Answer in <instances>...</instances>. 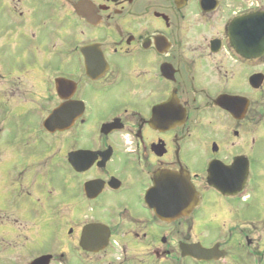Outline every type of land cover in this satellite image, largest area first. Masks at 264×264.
<instances>
[{
  "label": "flooded vegetation",
  "instance_id": "obj_1",
  "mask_svg": "<svg viewBox=\"0 0 264 264\" xmlns=\"http://www.w3.org/2000/svg\"><path fill=\"white\" fill-rule=\"evenodd\" d=\"M264 0H0V264H264Z\"/></svg>",
  "mask_w": 264,
  "mask_h": 264
},
{
  "label": "water",
  "instance_id": "obj_2",
  "mask_svg": "<svg viewBox=\"0 0 264 264\" xmlns=\"http://www.w3.org/2000/svg\"><path fill=\"white\" fill-rule=\"evenodd\" d=\"M263 32H264V14H263ZM263 51H264V37H263Z\"/></svg>",
  "mask_w": 264,
  "mask_h": 264
}]
</instances>
